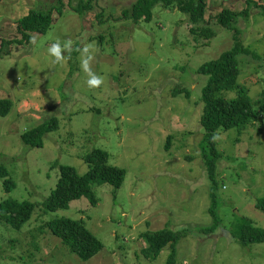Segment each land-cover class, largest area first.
Wrapping results in <instances>:
<instances>
[{"label": "rangeland", "instance_id": "rangeland-1", "mask_svg": "<svg viewBox=\"0 0 264 264\" xmlns=\"http://www.w3.org/2000/svg\"><path fill=\"white\" fill-rule=\"evenodd\" d=\"M87 1L91 10L73 11ZM138 1L0 0V43L21 39L17 21L30 11L51 12L54 20L46 35L8 44L0 55V101L13 102L10 115L0 117V166L16 184L7 192L0 179V202L36 206L20 230L0 223V264H168L170 245L157 258L144 253V234L162 229L183 234L173 264H264V242H238L246 224L264 230V212L256 207L264 199V0H206L204 25L216 32L210 41H197L191 30L198 25L176 7L157 4L150 22L126 17ZM223 9L244 11L237 19L239 35L215 21ZM235 36L250 53L237 54V83L259 117L245 128L218 132L217 226L209 232L213 185L202 149L208 77L199 69L232 49ZM67 40L73 51L56 63L48 47ZM86 44L94 46L100 88L88 87L79 66L76 49ZM183 90L191 98L178 94ZM235 93L221 97L233 100ZM52 119L58 127L43 147L24 145L26 132ZM95 149L108 151L110 163L125 169L121 188L91 184L94 204L82 197L45 213L43 202L56 186L60 165L83 175L85 157ZM61 217L83 221L104 250L80 261L45 227Z\"/></svg>", "mask_w": 264, "mask_h": 264}, {"label": "trees", "instance_id": "trees-1", "mask_svg": "<svg viewBox=\"0 0 264 264\" xmlns=\"http://www.w3.org/2000/svg\"><path fill=\"white\" fill-rule=\"evenodd\" d=\"M157 4L164 7H176L177 10L186 14L192 23L198 25L193 27L191 32L195 39H207L210 41L216 36V32L207 23V3L206 0H139L133 7L131 14L126 12L125 16L136 22L142 20L150 22L153 16V8ZM93 8L91 2H78L73 11L81 15ZM59 14L63 11L62 5L58 8ZM244 11L236 12L231 9H223L214 15V19L224 29L237 32V19ZM209 18V17H208ZM54 23L53 14L42 11H30V13L17 21V32L21 35L20 40H13L8 43H0V55L4 53V48L8 44L18 43L19 45L29 43L31 35H46ZM201 24V26L199 25ZM203 25V26H202ZM235 45L232 49L223 52L218 58L204 64L199 69V74L208 77V84L203 91V103L205 104L202 117V127L205 130V136L202 142L203 155L206 159L209 180L212 182V204L210 214L215 219V172L216 162L220 153L216 147V141L213 142V134L220 131H229L235 128H245L251 122L258 120V113L254 111L253 103L248 94L238 85V76L240 74L237 54L240 51L250 54L241 48V42L235 36ZM236 92V98L226 100L221 97L225 92ZM186 92V93H185ZM187 99L191 98L189 91H181L178 94H184ZM177 96V93H174ZM13 110L11 100L0 101V117L6 118ZM261 111L264 113V106ZM58 123L52 119L28 132L22 136L24 145L30 148H41L44 144V138L57 130ZM87 170L83 175H79L75 167L71 165H60V177L55 188L51 191L48 198L43 202L45 213L56 212L59 209H67L71 202L79 200L82 197L88 198L91 204H94V196L91 192V184H110L116 189H120L126 179L125 169L110 163V153L102 149L91 150L85 157ZM10 172L4 165L0 166V179H3L4 189L12 192L15 187V181L9 178ZM256 207L264 212V199L259 201ZM35 204L31 202H20L8 199L0 202V223L20 230L30 221L34 211ZM217 226L216 219L214 224L208 230L211 232ZM49 232L61 240V242L75 254L80 261H87L104 250V244L95 238L84 226L83 221L73 220L66 217L56 218L45 223ZM181 232H174L168 229L155 231L154 233H145L144 239L146 247L144 253L148 257L157 258L161 250L168 245L172 248V254L168 264H173L176 244L182 237ZM238 242L243 246L249 244L263 243L264 230L246 224L238 237Z\"/></svg>", "mask_w": 264, "mask_h": 264}, {"label": "clouds", "instance_id": "clouds-1", "mask_svg": "<svg viewBox=\"0 0 264 264\" xmlns=\"http://www.w3.org/2000/svg\"><path fill=\"white\" fill-rule=\"evenodd\" d=\"M34 42V41H33ZM73 51V42L71 40L65 41L63 44L56 41L49 45L48 53L55 58L56 63H62L66 59L65 52L71 55ZM76 51L79 53L78 60L80 69L87 76V85L90 89L100 88L104 83L103 77L98 75L92 68V62L94 60V46L92 44H86L82 49L78 48ZM213 142L219 139L218 134H213Z\"/></svg>", "mask_w": 264, "mask_h": 264}]
</instances>
